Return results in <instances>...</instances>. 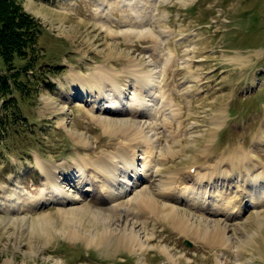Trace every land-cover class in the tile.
<instances>
[{
  "label": "rangeland",
  "instance_id": "obj_1",
  "mask_svg": "<svg viewBox=\"0 0 264 264\" xmlns=\"http://www.w3.org/2000/svg\"><path fill=\"white\" fill-rule=\"evenodd\" d=\"M20 1L54 70L0 89V264H264V0ZM115 162L141 179L107 199Z\"/></svg>",
  "mask_w": 264,
  "mask_h": 264
},
{
  "label": "trees",
  "instance_id": "obj_2",
  "mask_svg": "<svg viewBox=\"0 0 264 264\" xmlns=\"http://www.w3.org/2000/svg\"><path fill=\"white\" fill-rule=\"evenodd\" d=\"M45 34L43 24L26 10L20 0H0V56L10 70L0 77V89L11 92L10 100L18 99L16 90L20 92V99H26L35 93L32 89H36L42 80L48 82L54 68L47 58L46 46L42 44ZM45 68L49 69L44 71ZM30 70H33V76L37 73L35 83L31 84Z\"/></svg>",
  "mask_w": 264,
  "mask_h": 264
},
{
  "label": "bare ground",
  "instance_id": "obj_3",
  "mask_svg": "<svg viewBox=\"0 0 264 264\" xmlns=\"http://www.w3.org/2000/svg\"><path fill=\"white\" fill-rule=\"evenodd\" d=\"M111 0H103L102 1V5H107V4H109V2H110ZM127 1H130V0H124L123 2H122V5L121 6H124V5H127V4H129V2H127ZM137 1V0H136ZM133 2V1H132ZM131 5V4H130ZM110 15H113V14H111L110 13ZM104 73H105V71H103ZM102 72V73H103ZM76 73V71L74 70V68H72V71H71V75H74ZM78 75V74H77ZM92 76V75H91ZM90 76V77H91ZM97 75H95V77H96ZM94 77V76H93ZM153 82H151V84H152ZM149 84V83H148ZM153 85V84H152ZM102 86H104V85H102ZM149 86V85H148ZM107 88V87H106ZM104 90V89H103ZM92 92V91H91ZM106 92V91H105ZM107 93V92H106ZM114 94V93H113ZM158 94V93H157ZM104 95V94H103ZM116 95V94H115ZM108 96V95H107ZM111 96V95H110ZM146 96V95H145ZM101 97V96H100ZM139 98H137V100H138V103H137V114H139V117H141V119H142V121H146L147 119L149 120V119H151V118H154V117H157L156 115H157V112H156V109H157V106L156 107H154V106H151V105H153V103L152 102H147L146 101V99H145V97H140V96H138ZM160 97V96H159ZM158 96H155V98H154V101L155 102H158ZM103 101V100H102ZM106 101V100H105ZM111 101H113V100H111ZM118 102V101H117ZM100 103V102H99ZM133 103V102H132ZM134 103H135V101H134ZM107 104H109V103H107ZM112 104H114V103H112ZM112 104H110V105H112ZM92 106H93V104H92ZM164 106V105H163ZM163 108V107H162ZM112 109H114V110H112L111 112L112 113H123V112H125L126 110H122L121 109V107H119V106H113V108ZM135 109V108H134ZM159 109V108H158ZM166 109V108H165ZM168 109V108H167ZM166 109V110H167ZM128 110V109H127ZM64 111V110H63ZM134 111V110H133ZM174 111V110H173ZM159 113V112H158ZM135 114V113H134ZM174 114H176V113H174ZM107 117V116H106ZM171 117V116H170ZM110 118V117H109ZM177 118V117H176ZM105 118L104 117H102L101 116V120H104ZM106 119H108V117L106 118ZM173 119V118H172ZM105 121V120H104ZM142 124V123H141ZM168 124H166V126H167ZM147 127H149V125H148V123H144L143 122V124H142V128H147ZM171 127V126H170ZM150 128H151V126H150ZM148 129V128H147ZM153 129V128H152ZM146 130V129H145ZM149 130V129H148ZM147 130V131H148ZM166 130V129H165ZM150 131V130H149ZM151 132V131H150ZM151 134V133H150ZM153 134H154V132H153ZM153 134H152V136H153ZM151 136V135H150ZM148 139H149V137H148ZM150 141H152L153 142V140H150ZM155 144V143H154ZM243 158V157H242ZM250 158V157H249ZM242 160V163H244L245 165L246 164H250L251 162V160H246V159H241ZM131 160L129 159V157H125L124 158V161H123V163H124V165H127V166H124V165H118V167L120 166V167H126V168H129V164H131V162H130ZM136 161V160H135ZM134 161V164L135 165H133L132 164V168L134 169V171H135V167H136V171L135 172H137L138 174L139 173H141V174H139L140 175V177L142 176L143 178H144V174L142 173V172H139L140 170H141V168L139 169L138 167H137V165H136V162ZM42 164V163H41ZM115 164V166H112V169L111 168H105V167H102L101 168V170H100V174L104 177V178H106V179H111V183L109 184V186H107V189L109 188L110 189V192H109V194H108V196H107V199H110V198H113V197H115V196H117V195H120V196H125L129 191H131L132 190V188H134V187H136V186H138L139 185V183H138V181L141 179L140 177H139V180L137 179V180H135L134 182L132 181V179L133 178H129V173L128 174H123V175H121V173H117V169H115L116 167H117V163L115 162L114 163ZM41 167L43 168V165H41ZM46 168V167H45ZM249 168V167H248ZM253 169V168H252ZM249 170H251L250 168H249ZM42 171H44V170H42ZM47 171V170H46ZM122 171V170H121ZM126 171V169H124L123 170V172H125ZM129 171V170H128ZM131 171V170H130ZM45 172V171H44ZM48 172V171H47ZM132 172V171H131ZM264 175V174H263ZM132 177L133 176H135V174L134 173H132V175H131ZM142 178V179H143ZM57 179V178H56ZM110 181V180H109ZM132 181V182H131ZM175 183V182H174ZM163 185V184H162ZM57 186H58V184H57ZM161 187V186H160ZM69 187H66V189H68ZM154 188V187H153ZM163 188V189H162ZM162 188H160V189H162V190H165L166 189V187H162ZM171 188H173V186L171 185ZM178 189V188H177ZM61 190H62V188H61ZM188 191V190H187ZM143 194V193H142ZM141 194V196L139 197V196H137L136 197V199H134L135 200V204L137 205V206H141V204H142V202L143 201H145L146 200V198H147V195L145 196V195H142ZM83 197V194H82V192H80V190H77L75 193H74V195H72V200H79V199H81ZM220 197H221V199H222V196L220 195ZM202 199V198H201ZM204 202V201H203ZM223 203V202H222ZM228 203H232L231 202V200L228 202ZM237 204V203H236ZM152 206V205H151ZM158 206H160V205H158ZM81 207V206H80ZM83 207V206H82ZM152 207H154L155 208V206H154V204H153V206ZM156 207H157V205H156ZM204 207H206V209H209L211 212H220V211H222L223 209H222V206H221V202H218V201H216V203L215 204H211V205H209L208 207L206 206V205H204ZM78 208V207H77ZM161 208H163V207H161ZM229 208V207H228ZM80 209H82V208H80ZM155 209H159L158 207L157 208H155ZM234 209V208H233ZM236 209V210H235ZM234 210H231V213H230V216L228 217V219H230V217L231 218H233V217H235V215H232V214H238V213H240V212H238L237 213V211L238 210H240V207L237 209V208H235ZM83 210H84V208H83ZM79 211V210H78ZM81 211V210H80ZM80 211H79V213H80ZM82 212V211H81ZM160 212V211H159ZM209 212V211H208ZM242 212H243V210H242ZM71 213H73V212H71ZM78 213V212H77ZM76 213V214H77ZM114 213V212H113ZM64 214H66V213H64ZM76 214H73L74 216L76 215ZM83 214V213H82ZM84 215V214H83ZM124 215V214H123ZM69 216V215H68ZM121 216V215H120ZM72 217V216H71ZM115 217V216H114ZM174 217V216H173ZM65 218V217H64ZM75 218V217H74ZM69 219V218H68ZM73 219V218H72ZM76 219V218H75ZM113 219V218H112ZM112 219H111V221H112ZM228 219H226V221L228 220ZM71 220V219H70ZM74 220V219H73ZM121 221V220H120ZM127 221H129L128 219H127ZM222 221H225V220H222ZM262 221V220H261ZM260 221V222H261ZM132 222V221H131ZM128 223V222H127ZM222 223V222H221ZM220 223V224H221ZM231 223V222H230ZM125 224V223H124ZM228 224H229V222H228ZM227 224V225H228ZM131 225V224H130ZM135 225V224H134ZM65 226V225H64ZM68 226V225H67ZM132 226V225H131ZM219 227H222V226H216L215 227V229L217 230V229H219ZM224 227H226V228H229V226H224ZM264 227V226H263ZM75 228V227H74ZM63 230V229H62ZM229 230V229H228ZM65 231V230H64ZM63 231V232H64ZM235 231V230H234ZM66 232V231H65ZM82 232V231H81ZM87 233V232H86ZM205 233V232H204ZM83 234V233H82ZM135 234H136V232H135ZM138 234V233H137ZM228 234V233H227ZM49 236V235H48ZM69 236H70V238H72V239H81L82 237H81V235H80V233H79V231H77V230H71L70 229V232H69ZM96 236H98V235H96ZM67 237V236H66ZM46 238H47V236H46ZM86 238V237H85ZM84 238V239H85ZM87 238H88V236H87ZM230 238H232V237H230ZM50 239V238H49ZM96 239V238H95ZM107 237L106 238H104L103 240H102V238L100 239V240H102L103 241V243L100 241V243H102V244H104L106 241H107ZM143 240V239H142ZM231 239H229V241H230ZM89 242H91V240L89 239L88 240ZM118 241H120V240H118ZM228 241V242H229ZM121 242V241H120ZM122 242H125V240H122ZM121 242V243H122ZM216 242V241H215ZM47 244V243H46ZM99 244V243H98ZM118 245V244H117ZM126 245V244H125ZM237 249V248H236ZM239 252V251H238ZM238 254V253H237ZM241 255V254H240ZM239 255V256H240ZM238 259V258H237ZM221 264V263H220ZM237 264V263H236ZM241 264V263H240Z\"/></svg>",
  "mask_w": 264,
  "mask_h": 264
},
{
  "label": "water",
  "instance_id": "obj_4",
  "mask_svg": "<svg viewBox=\"0 0 264 264\" xmlns=\"http://www.w3.org/2000/svg\"><path fill=\"white\" fill-rule=\"evenodd\" d=\"M188 243H189V244H191V242H190V241H188Z\"/></svg>",
  "mask_w": 264,
  "mask_h": 264
}]
</instances>
